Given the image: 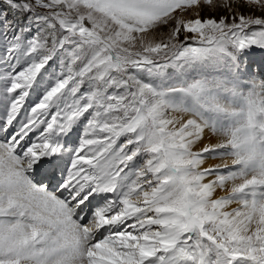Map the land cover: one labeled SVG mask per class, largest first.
<instances>
[{
    "label": "snow or ice",
    "instance_id": "obj_1",
    "mask_svg": "<svg viewBox=\"0 0 264 264\" xmlns=\"http://www.w3.org/2000/svg\"><path fill=\"white\" fill-rule=\"evenodd\" d=\"M0 264H264V0H0Z\"/></svg>",
    "mask_w": 264,
    "mask_h": 264
}]
</instances>
